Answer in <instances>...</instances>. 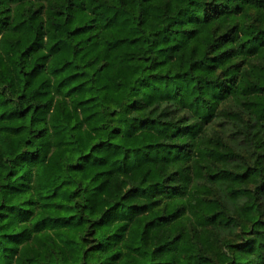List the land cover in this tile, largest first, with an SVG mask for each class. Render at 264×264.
I'll list each match as a JSON object with an SVG mask.
<instances>
[{
	"label": "trees",
	"instance_id": "trees-1",
	"mask_svg": "<svg viewBox=\"0 0 264 264\" xmlns=\"http://www.w3.org/2000/svg\"><path fill=\"white\" fill-rule=\"evenodd\" d=\"M0 264H264V0H0Z\"/></svg>",
	"mask_w": 264,
	"mask_h": 264
}]
</instances>
